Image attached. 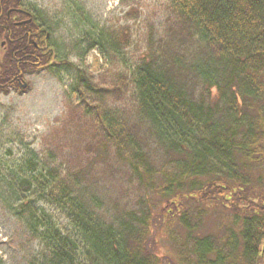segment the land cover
Returning a JSON list of instances; mask_svg holds the SVG:
<instances>
[{"label": "trees", "instance_id": "16d2710c", "mask_svg": "<svg viewBox=\"0 0 264 264\" xmlns=\"http://www.w3.org/2000/svg\"><path fill=\"white\" fill-rule=\"evenodd\" d=\"M18 6L0 0V95L19 87L20 73L57 59L52 36L36 41L44 48L32 44L45 24H13L17 14L8 13ZM169 6L164 36L106 93L88 73L76 78L99 145L113 148L144 192L141 208L117 213L114 203L108 211L100 196L87 195L81 175L57 167L41 172L28 161L30 176L17 187L36 199L29 196L21 209L48 248L49 264H264V0ZM100 35L96 47L110 58L131 38L125 31ZM128 88V115L106 104ZM36 202L63 213L70 230L41 218ZM164 242L166 256L159 251Z\"/></svg>", "mask_w": 264, "mask_h": 264}, {"label": "rangeland", "instance_id": "374dc122", "mask_svg": "<svg viewBox=\"0 0 264 264\" xmlns=\"http://www.w3.org/2000/svg\"><path fill=\"white\" fill-rule=\"evenodd\" d=\"M171 1L24 0L48 27L57 59L51 67L24 74L26 89L12 88L0 95V264H49L48 248L32 233L27 210L21 209V204L29 202L30 193L21 194L17 187L30 176L27 166L32 159L41 172L57 167L81 175L87 195L93 192L100 196L108 211L115 204L117 213L127 206L141 208L145 194L136 178L130 180L128 167L116 160L113 148L99 145V128L83 112L84 105L75 91L76 78L78 71H84L94 83H101L98 89L106 93L119 72L135 66L147 56L149 45L164 36ZM121 31L131 38L122 46L120 56L112 54L110 58L96 47L100 33L109 38ZM131 91L128 88L117 98L119 93H115L105 102L128 115ZM211 92L218 95L217 88ZM156 201L154 195L149 196V203ZM35 206L41 208L37 214L56 229L70 230L58 209L39 202ZM108 211L102 215L108 217ZM157 237L160 242L161 235ZM166 245L164 242L159 247L165 256L169 252Z\"/></svg>", "mask_w": 264, "mask_h": 264}, {"label": "flooded vegetation", "instance_id": "af4514ba", "mask_svg": "<svg viewBox=\"0 0 264 264\" xmlns=\"http://www.w3.org/2000/svg\"><path fill=\"white\" fill-rule=\"evenodd\" d=\"M18 1H20V6H18L17 8H15V9H12V10H10V12L11 11H13L15 14H17V16H23V17H25L24 19H20L19 20V18L17 17V16H15L14 17V22H13V24H15V25H25V24H29V25H32V24H34V22H37L38 24H39V20H38V16L31 10V9H29L28 7H26L25 5H24V0H18ZM9 18H10V16H9ZM16 19H18V20H16ZM33 31H35L36 30V28L35 27H32L31 28ZM27 34V36H28V39H32V35L30 34V33H26ZM34 41H32V44L38 49H41V48H44V47H39L38 46V44H37V42L36 41H39V42H41V43H43V41L44 42H46V43H48L49 41H50V39H51V33L49 32V29H46L45 27H44V25H42L41 26V29L39 28L35 33H34ZM0 45H2V47H4V43L2 42V43H0ZM27 45H29V43L27 44ZM1 47V46H0ZM38 49V50H39ZM23 83H24V79L22 78V79H20ZM20 80H17V85L19 86L20 85Z\"/></svg>", "mask_w": 264, "mask_h": 264}, {"label": "water", "instance_id": "95a60500", "mask_svg": "<svg viewBox=\"0 0 264 264\" xmlns=\"http://www.w3.org/2000/svg\"><path fill=\"white\" fill-rule=\"evenodd\" d=\"M8 16H10V12L8 13ZM21 76V75H20ZM27 87V84H22L21 85V88H26Z\"/></svg>", "mask_w": 264, "mask_h": 264}]
</instances>
